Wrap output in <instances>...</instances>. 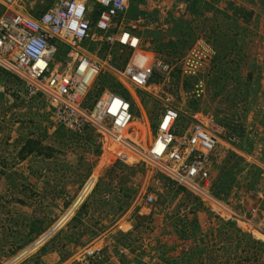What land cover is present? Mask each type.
<instances>
[{
    "label": "rangeland",
    "instance_id": "rangeland-1",
    "mask_svg": "<svg viewBox=\"0 0 264 264\" xmlns=\"http://www.w3.org/2000/svg\"><path fill=\"white\" fill-rule=\"evenodd\" d=\"M83 1L91 21L83 48L107 63L85 105L105 90L133 96L131 132L144 150L166 107L180 110L178 136L192 113L209 116L221 130L210 165L213 194L240 216L258 203L264 212V195L257 198L264 188V4L254 3L253 13L236 0H127L117 29L169 66L137 88L121 75L134 52L99 40L96 0ZM53 2L22 5L39 16ZM199 43L207 57L187 76L182 59ZM105 145L94 130L73 135L43 97L29 96L0 70V264H264V242L150 164L120 163Z\"/></svg>",
    "mask_w": 264,
    "mask_h": 264
},
{
    "label": "built area",
    "instance_id": "built-area-1",
    "mask_svg": "<svg viewBox=\"0 0 264 264\" xmlns=\"http://www.w3.org/2000/svg\"><path fill=\"white\" fill-rule=\"evenodd\" d=\"M20 2L0 0L1 71L22 84L29 96L43 97L53 109L55 119L69 132L84 136L88 130H94L120 163L150 164L223 221L234 222L242 231L264 242V218L259 223L255 218L259 213L264 217L259 203L240 216L211 190L210 165L221 130L213 127L209 116L192 113L191 123L178 136L180 110L166 107L156 123L152 144L144 150L136 142V133L131 132L134 116L131 103L124 96L105 90L91 105H85L87 94L107 65L83 48L91 33L87 4L83 0H54L45 12L34 17L22 12ZM96 3L100 11L93 24L104 36L98 39L118 43L134 52L121 74L123 79L137 88H145L154 74L165 76L168 65L160 58L140 52V39L133 33L117 29L116 20L126 12L127 0H96ZM144 18L139 16L138 21L143 23ZM207 48L199 43L182 59L187 76H194L202 67ZM106 59L111 60V55ZM231 141L227 139L228 143ZM157 142L163 146L159 154L152 147ZM257 195L263 200L264 188ZM146 200L153 203L152 196Z\"/></svg>",
    "mask_w": 264,
    "mask_h": 264
},
{
    "label": "crops",
    "instance_id": "crops-1",
    "mask_svg": "<svg viewBox=\"0 0 264 264\" xmlns=\"http://www.w3.org/2000/svg\"><path fill=\"white\" fill-rule=\"evenodd\" d=\"M21 2H20V7H21V10H22V12L23 13H25V14H27V15H29V16H34V14L32 15V14H30L26 9H25V7L22 5V0H20ZM236 2L238 3V4H240V5H242L243 4V8L244 9H246L247 8V10H249L250 12H253V13H255V12H258L259 10H256L255 11V9H252V5H254V3L256 4V2H258V4H264V0H236ZM54 3V2H53ZM252 3V4H251ZM259 7H261V5L259 6ZM99 8V7H98ZM249 8V9H248ZM100 9V8H99ZM264 9V8H263ZM264 11V10H263ZM263 14H264V12H262ZM147 55H150V54H147ZM128 101H129V99L127 98V97H125ZM130 98H131V94H130ZM133 99V101L135 102L136 100L134 99V97L132 96V98H131V100ZM131 100L129 101L130 103H131V106H132V102H131ZM141 103V102H140ZM134 116V115H133ZM134 121H135V116H134ZM142 125V124H141ZM87 133V132H86Z\"/></svg>",
    "mask_w": 264,
    "mask_h": 264
},
{
    "label": "bare ground",
    "instance_id": "bare-ground-1",
    "mask_svg": "<svg viewBox=\"0 0 264 264\" xmlns=\"http://www.w3.org/2000/svg\"><path fill=\"white\" fill-rule=\"evenodd\" d=\"M131 127L135 130L134 128V125L132 124ZM135 135H138V133L136 132ZM154 147L153 151L157 154H159L162 150H163V146H162V143L161 142H157V143H154L153 146ZM94 183V179H91V181H89L86 185H85V188L89 189ZM82 194H85V192H83ZM82 195L79 197L81 199ZM79 199V200H80ZM78 203V202H77ZM70 215V213H69ZM65 218V217H64ZM62 221V220H61Z\"/></svg>",
    "mask_w": 264,
    "mask_h": 264
},
{
    "label": "trees",
    "instance_id": "trees-1",
    "mask_svg": "<svg viewBox=\"0 0 264 264\" xmlns=\"http://www.w3.org/2000/svg\"><path fill=\"white\" fill-rule=\"evenodd\" d=\"M98 6V5H97ZM99 7V6H98ZM100 8V7H99ZM98 8V10H97V12H96V14H95V17L93 18V19H96V17H97V15L99 14V11H100V9ZM93 15V14H92ZM35 17L37 16V15H34ZM220 183H221V181H220ZM75 218V217H74ZM74 218H72V219H74Z\"/></svg>",
    "mask_w": 264,
    "mask_h": 264
},
{
    "label": "clouds",
    "instance_id": "clouds-1",
    "mask_svg": "<svg viewBox=\"0 0 264 264\" xmlns=\"http://www.w3.org/2000/svg\"><path fill=\"white\" fill-rule=\"evenodd\" d=\"M73 134V133H72ZM74 135V134H73ZM77 136V135H76Z\"/></svg>",
    "mask_w": 264,
    "mask_h": 264
},
{
    "label": "snow or ice",
    "instance_id": "snow-or-ice-1",
    "mask_svg": "<svg viewBox=\"0 0 264 264\" xmlns=\"http://www.w3.org/2000/svg\"><path fill=\"white\" fill-rule=\"evenodd\" d=\"M135 43V42H134Z\"/></svg>",
    "mask_w": 264,
    "mask_h": 264
}]
</instances>
